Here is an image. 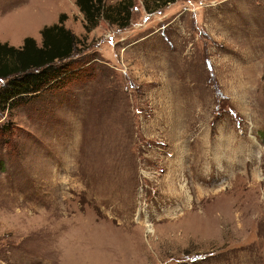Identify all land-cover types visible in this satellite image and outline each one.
<instances>
[{
    "label": "rangeland",
    "instance_id": "obj_1",
    "mask_svg": "<svg viewBox=\"0 0 264 264\" xmlns=\"http://www.w3.org/2000/svg\"><path fill=\"white\" fill-rule=\"evenodd\" d=\"M62 13L85 72L0 109V264H264V0H0V40Z\"/></svg>",
    "mask_w": 264,
    "mask_h": 264
},
{
    "label": "trees",
    "instance_id": "obj_2",
    "mask_svg": "<svg viewBox=\"0 0 264 264\" xmlns=\"http://www.w3.org/2000/svg\"><path fill=\"white\" fill-rule=\"evenodd\" d=\"M106 0H76L85 17V26L92 29L104 18L111 22L128 24L134 0H123L107 7ZM173 1V0H164ZM66 14L41 29L39 43L33 36L24 38L21 46L0 40V109L10 111L20 104L55 88L66 87L80 79L85 71L83 64L72 59L80 50L82 39L65 25ZM6 131V130H5Z\"/></svg>",
    "mask_w": 264,
    "mask_h": 264
}]
</instances>
